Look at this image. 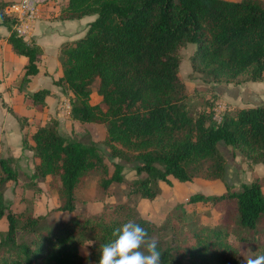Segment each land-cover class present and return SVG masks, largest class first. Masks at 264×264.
<instances>
[{
    "label": "trees",
    "instance_id": "16d2710c",
    "mask_svg": "<svg viewBox=\"0 0 264 264\" xmlns=\"http://www.w3.org/2000/svg\"><path fill=\"white\" fill-rule=\"evenodd\" d=\"M0 20L12 50L27 57L20 89L39 72L44 51L14 31L15 19ZM96 15L84 34L63 42L58 57L62 76L55 80L68 95L71 116L81 123L105 125V145L113 158L137 162L140 175L128 183L129 197L154 200L159 181L196 177L226 182L228 160L219 144L239 151L248 165L264 164V104L229 105L220 121L214 101L194 109L180 72L181 49L196 44L192 72L206 83L235 86L264 81L263 0H66L60 19ZM101 100L92 102V86ZM50 90L25 93L28 107L44 109ZM8 106L7 103H3ZM10 108V107H9ZM24 126L26 116L15 113ZM31 142V144H29ZM24 147L33 152V178H58L67 220L47 222L44 215L12 209L5 187L16 180L15 157L0 158V264H97L101 246L115 227L131 219L156 239L160 264H243L264 253V190L260 178L212 195L197 191L168 211L165 220L139 213L130 198L85 214L77 211L76 191L87 176L101 171L107 191L125 182L124 164L111 171L96 143L68 139L57 118L35 125ZM220 210L216 222L199 207ZM208 213V212H207Z\"/></svg>",
    "mask_w": 264,
    "mask_h": 264
},
{
    "label": "rangeland",
    "instance_id": "374dc122",
    "mask_svg": "<svg viewBox=\"0 0 264 264\" xmlns=\"http://www.w3.org/2000/svg\"><path fill=\"white\" fill-rule=\"evenodd\" d=\"M45 1L47 0H38V3ZM89 17L95 19L96 15H90ZM7 46L10 52L8 53L17 57V55L12 52L10 45L7 44ZM196 47V44L188 43L181 49L183 58L180 65V72L190 95V106L194 109L203 107L207 100L214 101V110L219 105H225L227 107L230 105V102L231 104L235 102L244 106V102L242 101L243 97L241 95H238V99L234 100L230 95L220 91L221 89H226L230 84L206 83L201 78L196 77V74L192 72L191 66V58ZM18 58L22 57L19 56ZM19 64V61L14 62L16 68ZM246 83L254 84V87L262 89L259 92H264V82L247 81L243 84ZM96 89L97 85L94 84L92 86V102L94 103L101 100L100 96L96 94ZM64 95L65 99L61 100V104L68 101V95L65 91ZM252 99H254V97H252ZM256 103H264V94L260 97L259 101L249 102V104ZM65 106L67 105L65 104ZM65 106L63 105L62 107L60 105L58 108L57 105L53 113L50 114V117L57 118L59 121L60 132L68 139L80 140L85 143H96L104 154L111 171L113 170V162L115 161H119L125 166L123 171L125 182L115 183L107 191H103L100 186V181L103 176L102 172L95 171L90 173L76 191V208L78 212L90 215L101 211L109 204L122 202L130 198V202L136 205L141 215L149 217L158 224H161L165 220L169 210L177 203L185 202L192 193L197 191L212 195L223 192L226 189V183L229 187L238 189L243 182H250L256 178L261 179L264 190V177L260 175L261 173L264 174V164L250 166L239 151L233 150L230 146L221 143L219 147L228 160L226 182L220 180L210 181L200 177H196L193 181L181 182L173 176H169V182L159 181L161 193L154 200L145 199L138 194H133L129 197L128 183L140 176L136 170L137 162H128L113 158L104 142L106 134L105 125L101 123L78 122L71 116V112L65 108ZM225 109H223L222 114ZM44 120L47 119H40V121ZM12 122L16 124L15 118L0 102V123H4L9 127L11 126V129L16 131ZM33 158L32 152L25 151L24 155L22 154V157L18 158V161L14 164V168L17 170V178L16 180L9 181L5 187L6 202L14 210H26L34 214L44 215L47 222L69 219L72 213L57 209L58 205L61 203L59 179L51 176L46 178H33ZM257 165H260V167L257 168ZM199 209L205 212L204 218L206 221H217L220 212L218 207L207 204L200 206ZM7 227L8 222L6 218L1 219L0 234L2 231H5Z\"/></svg>",
    "mask_w": 264,
    "mask_h": 264
},
{
    "label": "crops",
    "instance_id": "0c3cea01",
    "mask_svg": "<svg viewBox=\"0 0 264 264\" xmlns=\"http://www.w3.org/2000/svg\"><path fill=\"white\" fill-rule=\"evenodd\" d=\"M5 1L10 4L19 0ZM65 2L66 0H47L39 3L40 11L38 19L35 22L31 34L25 37V39L27 41L34 40L43 48L44 54L38 63L39 72L31 76L30 81L24 86L23 90L20 89V79L24 71V66L27 63V57L18 55L12 50L10 43L6 39L10 31L5 25L1 24L0 20V102L16 120V124L12 122L16 131H13L11 126L9 127L4 123H0V158L12 156L18 161V158L22 157L25 151L31 153L32 151L29 147H24L23 138L25 134L33 131L35 125L38 123L43 124L46 120L40 121V119H47V117L53 113L57 105L59 108L61 100L65 99L63 88L55 83V80L62 76L61 63L58 57L59 46L65 41L75 40L81 37L88 23L93 20L89 17L90 15L78 19H60V9ZM7 44L10 45L12 52L16 54L17 57L13 54H9L10 52ZM19 56L22 58H18ZM15 61L20 62L17 68L14 65ZM41 88L50 90V94L46 97V107L44 109L28 107L27 104L29 101H25L24 94L32 93ZM260 90L262 89L254 87V84L246 83L242 86L230 84L226 89H221L220 91L230 95L234 100H237L238 95H241L243 97L242 101L244 102V106H250L254 104H249V102L259 101L260 97L264 94V92H259ZM252 97H254V99H252ZM4 102L7 103L10 108L4 106ZM234 103L231 104L230 102V105H242ZM15 113L26 116L28 118V123L22 126L16 118ZM29 144H31V142ZM256 167L258 168L260 165ZM260 175L264 177L263 173Z\"/></svg>",
    "mask_w": 264,
    "mask_h": 264
},
{
    "label": "clouds",
    "instance_id": "9594fccd",
    "mask_svg": "<svg viewBox=\"0 0 264 264\" xmlns=\"http://www.w3.org/2000/svg\"><path fill=\"white\" fill-rule=\"evenodd\" d=\"M157 244L146 228L129 219L113 229L112 238L101 246L97 264H160ZM243 264H264V253L247 258Z\"/></svg>",
    "mask_w": 264,
    "mask_h": 264
},
{
    "label": "built area",
    "instance_id": "2783aa9c",
    "mask_svg": "<svg viewBox=\"0 0 264 264\" xmlns=\"http://www.w3.org/2000/svg\"><path fill=\"white\" fill-rule=\"evenodd\" d=\"M39 3L38 0H19L8 4L5 7V13L15 19L14 31L17 35L27 37L31 34L35 22L39 16ZM65 104L67 106H65ZM67 108L70 111L71 104L69 101H65L61 106ZM225 105H219L214 110V119L220 121L222 118V111L225 109Z\"/></svg>",
    "mask_w": 264,
    "mask_h": 264
}]
</instances>
